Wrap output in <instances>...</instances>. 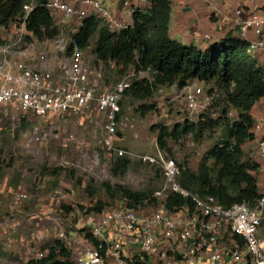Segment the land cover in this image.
<instances>
[{"label": "rangeland", "instance_id": "1", "mask_svg": "<svg viewBox=\"0 0 264 264\" xmlns=\"http://www.w3.org/2000/svg\"><path fill=\"white\" fill-rule=\"evenodd\" d=\"M59 27L54 40L40 42L27 32L21 19L7 29L0 26V60L3 49L22 37L11 48V58L35 69L61 70L70 63L66 46L78 26ZM95 41L84 52V60L93 73L92 83H97V95L114 90L126 77H130L131 84L152 79V72L137 73L133 67L124 72L114 63L100 62L93 52ZM195 83L213 101L207 109L193 114L186 109L184 88L177 86L162 87L147 99L123 96L114 145L125 151L122 156L109 151L106 117L96 105L65 119H38L5 110L0 116L4 165L0 179V264L42 259L40 255L45 257L57 241L66 243L80 235L78 223L87 216L130 205L120 192L115 191L111 197L104 187L106 183L145 193L147 200L151 199L146 207L153 211L158 202L152 197L164 188L165 180L160 166L143 160L146 156L173 159L181 172L180 184L190 180L189 174L198 177L204 163L211 167L215 179L217 166L208 154L215 145L227 141L228 129L238 119V112L230 108L224 92L215 84H190ZM150 106H156V110L144 116L142 107ZM186 122L199 123V131L179 141L167 137L166 146L160 145L162 129L172 130ZM248 157L246 154L243 160ZM125 160L130 165L122 170ZM100 203L103 212L91 211ZM61 230L66 239L60 237ZM262 233L264 237V226Z\"/></svg>", "mask_w": 264, "mask_h": 264}, {"label": "built area", "instance_id": "2", "mask_svg": "<svg viewBox=\"0 0 264 264\" xmlns=\"http://www.w3.org/2000/svg\"><path fill=\"white\" fill-rule=\"evenodd\" d=\"M43 1L59 24L81 25L94 18L114 33L132 27L135 15L146 13L152 4V0ZM251 1L255 0H232L234 16L228 22L231 32L245 41L248 52L256 57L264 53V6L253 9L248 5ZM21 39L9 43L2 52L0 116L10 110L38 119H65L96 105L106 117L109 151L124 155L125 151L114 145L120 102L132 85L130 77L114 90L97 95V83L91 81L93 73L84 52L70 56V63L61 70L35 69L10 57L11 48ZM184 91L191 114L212 104V97L196 83ZM261 130L262 125L254 122L256 138ZM256 150L264 171V137L256 139ZM143 160L162 169L165 186L152 197L158 206L153 211L147 209L151 199H146L87 216L78 223L81 234L63 242L75 264H130L134 260L144 264H264V194L255 207L246 203L225 207L215 197H201L183 188L180 169L173 159L146 156ZM174 194L189 198L191 203L170 209L168 199ZM60 237L66 239L64 230Z\"/></svg>", "mask_w": 264, "mask_h": 264}, {"label": "trees", "instance_id": "3", "mask_svg": "<svg viewBox=\"0 0 264 264\" xmlns=\"http://www.w3.org/2000/svg\"><path fill=\"white\" fill-rule=\"evenodd\" d=\"M44 4L43 0H0V26L7 29L15 20L21 19L27 32L36 40H54L60 33L59 23ZM171 12L172 0H152L151 8L146 13L136 14L134 25L120 33L110 31L94 18L86 19L68 40L66 54L86 52L96 40L93 52L100 62L114 63L124 72L131 67L137 73L152 72V79L136 81L126 90L124 96L137 99L150 98L166 86L183 89L193 81L207 86L215 84L224 92L230 108L238 112V119L228 129L227 141L215 145L208 154L217 166L216 178L211 176V167L204 163L198 177L189 174L190 180L184 179L181 185L201 197H215L225 207L241 203L255 207L262 198L254 176L260 165L249 157L243 160L246 155L243 147L256 138L252 110L264 98V67L248 52V44L232 33L206 50L171 38ZM142 108L144 116L156 110V106ZM119 116L120 113L117 121ZM199 126V123L186 122L172 130L164 128L159 143L165 147L167 137L179 141L199 131ZM129 165V160L123 161L122 170ZM3 172L0 149V179ZM104 187L111 197L115 191L122 193L131 206L148 198L145 193L112 187L109 183ZM190 203L189 198L174 194L169 196L167 205L173 209ZM91 211L103 212V204ZM27 264L75 263L65 244L57 241L45 257ZM130 264L144 263L134 260Z\"/></svg>", "mask_w": 264, "mask_h": 264}, {"label": "crops", "instance_id": "4", "mask_svg": "<svg viewBox=\"0 0 264 264\" xmlns=\"http://www.w3.org/2000/svg\"><path fill=\"white\" fill-rule=\"evenodd\" d=\"M248 5L253 9L262 8L264 0L251 1ZM233 16L234 3L232 0H172L170 36L185 45L194 44L200 50H206L229 33L235 36L228 22V19ZM256 57L264 67V53ZM252 115L255 124L262 125V130L257 134L256 139L264 137V98L255 105ZM256 139L245 144L243 150L249 158L260 165V169L254 173V176L258 180L260 193L264 194L262 160L257 150L250 151L252 150L250 147L256 148ZM248 150L250 152L247 153Z\"/></svg>", "mask_w": 264, "mask_h": 264}]
</instances>
